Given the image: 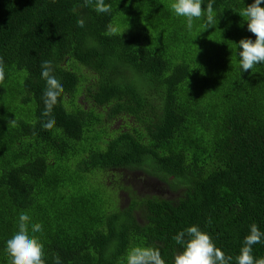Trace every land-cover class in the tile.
<instances>
[{"label": "trees", "instance_id": "obj_1", "mask_svg": "<svg viewBox=\"0 0 264 264\" xmlns=\"http://www.w3.org/2000/svg\"><path fill=\"white\" fill-rule=\"evenodd\" d=\"M103 2L110 12L95 11L99 0H0V264L21 212L43 225L45 264H127L137 246L174 264L173 237L192 225L236 264L250 226L264 231V64L242 72L238 57V42L255 39L239 14L252 0H214L217 25L201 29L202 17L191 31L172 0ZM44 61L64 85L49 128ZM82 68L97 75L88 98L107 119L141 128L121 127L104 147L99 135L72 170L74 143L101 121L66 105ZM146 164L180 196L108 185L111 171ZM89 175L101 183L90 188ZM122 189L131 201L120 206ZM253 255L264 258V243Z\"/></svg>", "mask_w": 264, "mask_h": 264}, {"label": "clouds", "instance_id": "obj_2", "mask_svg": "<svg viewBox=\"0 0 264 264\" xmlns=\"http://www.w3.org/2000/svg\"><path fill=\"white\" fill-rule=\"evenodd\" d=\"M213 3L214 0H210L202 7L204 0H172L170 9L177 17L185 19L187 30L191 31L194 21L201 17H204L206 29L218 23ZM95 11L108 13L110 7L105 5L103 0H99ZM239 14L247 21L248 30L255 35V39L242 38L238 42L239 67L242 72H246L256 65L264 64V0H252ZM78 25L83 27L84 20H78ZM41 67V76L46 83L42 115L47 117L42 127L49 128L55 120L52 114L53 106L64 85L52 74L51 62L44 61ZM4 78L5 66L0 58V81ZM42 230L43 225L32 222L27 212L19 214L17 228L5 242V251L10 257L9 264H45L44 244L36 235ZM173 239L183 249L175 256L174 264H231L232 257L217 247L210 234L202 231L197 225L178 232ZM260 243H264V231L254 223L243 240L236 264H264V258L258 259L253 255V245ZM55 264H62L59 256L55 257ZM127 264H165V260L158 249L137 246L127 253Z\"/></svg>", "mask_w": 264, "mask_h": 264}, {"label": "rangeland", "instance_id": "obj_3", "mask_svg": "<svg viewBox=\"0 0 264 264\" xmlns=\"http://www.w3.org/2000/svg\"><path fill=\"white\" fill-rule=\"evenodd\" d=\"M200 19L203 20L202 17ZM197 20L198 19L195 21ZM200 28L206 30L204 21H200ZM81 74L82 78L78 85V89L74 96L68 95L66 97V105L68 108L74 104L93 109L99 113L101 121L94 127L92 132H89V130L86 132L85 137L88 138L86 141L74 143L75 147L79 150V154L76 158H73L70 161V168L72 170H77L80 160H83V158L87 155V151L89 150L90 146L95 145L93 140L99 135H101V139L98 141V143H103L102 147H104L108 136L115 133L121 127L127 128L128 126H131L132 128H141L138 123L132 122V120L127 117L120 118V121L110 122L102 112V109L95 106L88 98L95 88L97 75L86 68H82ZM70 101H72V104L69 105ZM110 108L111 106H108V110ZM116 178H118L117 180L122 182V184L130 189H133V191L139 195H158L169 199L180 196V191H178L175 186L171 185L167 179L163 178L161 174L158 175V173H156L148 164H146L144 168L129 167L111 171L110 178L107 180L108 185L111 186ZM88 179L90 188H94L92 185L96 182L101 183V178L97 177V175H89ZM114 196L117 205L120 206L125 204L127 205L131 201L130 192L126 189L118 191Z\"/></svg>", "mask_w": 264, "mask_h": 264}]
</instances>
